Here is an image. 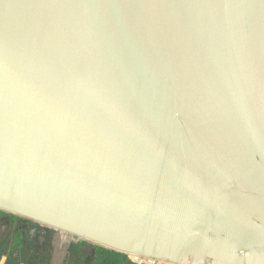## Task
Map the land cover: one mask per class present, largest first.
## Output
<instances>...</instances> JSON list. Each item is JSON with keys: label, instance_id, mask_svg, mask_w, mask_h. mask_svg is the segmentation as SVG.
Returning a JSON list of instances; mask_svg holds the SVG:
<instances>
[{"label": "water", "instance_id": "95a60500", "mask_svg": "<svg viewBox=\"0 0 264 264\" xmlns=\"http://www.w3.org/2000/svg\"><path fill=\"white\" fill-rule=\"evenodd\" d=\"M0 211L264 264V0H0Z\"/></svg>", "mask_w": 264, "mask_h": 264}, {"label": "trees", "instance_id": "16d2710c", "mask_svg": "<svg viewBox=\"0 0 264 264\" xmlns=\"http://www.w3.org/2000/svg\"><path fill=\"white\" fill-rule=\"evenodd\" d=\"M11 217L9 231L0 236V260L5 257V264H48L39 244L32 241L27 230L22 228V221L19 225V219ZM5 222L6 214L0 211V228ZM81 249V246L72 249L76 253L72 264H134L122 254L99 250L88 257Z\"/></svg>", "mask_w": 264, "mask_h": 264}, {"label": "rangeland", "instance_id": "374dc122", "mask_svg": "<svg viewBox=\"0 0 264 264\" xmlns=\"http://www.w3.org/2000/svg\"><path fill=\"white\" fill-rule=\"evenodd\" d=\"M6 217H7V214H6ZM13 217H15V216H13ZM15 218H17V217H15ZM11 219H12V217L10 218V220ZM18 219H19V221H17V224L21 223V221H22V228H25L28 231L29 230L34 231V234L32 235L33 236L32 241H36L39 244V246L41 248V252L47 256L48 264H53V259H54L56 264H59L56 260V256L54 255L55 254L54 250L57 247V244L59 243V239H62V236L64 234H62L61 231L48 228V227L41 225V224L29 222V221L24 220L22 218H18ZM9 227H10V225H9ZM9 227H8L6 233L9 231ZM65 239L67 241V248L65 250V256H64V263L63 264H72V262L74 260H76V257H75L76 253H74L72 251L74 246H76V247L81 246L82 247L81 250L88 257L91 254L100 252L99 250H105V251L113 252L111 250L102 248L98 245H95V244H92V243H89V242H86L83 240L75 241V240H73L72 236L69 234H66ZM113 253H115V252H113ZM131 257L132 256H128V258H130L132 263L141 264L140 262H136ZM5 259H6L5 257L2 258L0 260V262L2 260H5ZM145 262H146V264H153V263H149L148 261H145ZM156 264H159V263H156Z\"/></svg>", "mask_w": 264, "mask_h": 264}, {"label": "flooded vegetation", "instance_id": "af4514ba", "mask_svg": "<svg viewBox=\"0 0 264 264\" xmlns=\"http://www.w3.org/2000/svg\"><path fill=\"white\" fill-rule=\"evenodd\" d=\"M62 234L64 235L62 236V239H59V243L57 244V247L54 250L55 252L54 255L56 256V260L59 264L64 263L65 250L67 248V241L65 239L66 234L65 233H62ZM131 258H133L136 262H140L141 264H146L145 262L146 260H144L143 258L133 257V256ZM53 262L55 263L54 259H53Z\"/></svg>", "mask_w": 264, "mask_h": 264}, {"label": "bare ground", "instance_id": "6f19581e", "mask_svg": "<svg viewBox=\"0 0 264 264\" xmlns=\"http://www.w3.org/2000/svg\"><path fill=\"white\" fill-rule=\"evenodd\" d=\"M62 233H65V232H62ZM65 234H66V233H65ZM133 257H138V256H134V255H133ZM139 258H141V257H139ZM143 259H145V260L148 261L149 263H153V262H155V261H153V260H149V259H146V258H143ZM53 264H55V263L53 262ZM159 264H167V263L159 262Z\"/></svg>", "mask_w": 264, "mask_h": 264}, {"label": "crops", "instance_id": "0c3cea01", "mask_svg": "<svg viewBox=\"0 0 264 264\" xmlns=\"http://www.w3.org/2000/svg\"><path fill=\"white\" fill-rule=\"evenodd\" d=\"M6 263V259L5 260H2L1 262H0V264H5Z\"/></svg>", "mask_w": 264, "mask_h": 264}, {"label": "built area", "instance_id": "2783aa9c", "mask_svg": "<svg viewBox=\"0 0 264 264\" xmlns=\"http://www.w3.org/2000/svg\"><path fill=\"white\" fill-rule=\"evenodd\" d=\"M136 263V262H135ZM156 263H159V262H153V264H156ZM136 264H139V263H136Z\"/></svg>", "mask_w": 264, "mask_h": 264}]
</instances>
